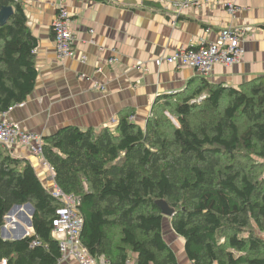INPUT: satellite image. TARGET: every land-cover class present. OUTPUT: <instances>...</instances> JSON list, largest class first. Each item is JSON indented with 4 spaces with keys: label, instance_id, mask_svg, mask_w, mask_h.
<instances>
[{
    "label": "trees",
    "instance_id": "1",
    "mask_svg": "<svg viewBox=\"0 0 264 264\" xmlns=\"http://www.w3.org/2000/svg\"><path fill=\"white\" fill-rule=\"evenodd\" d=\"M3 7L13 13L0 25V113L33 92L38 44L23 1L0 0ZM199 82L159 96L143 128L127 111L114 130L70 126L43 139L55 185L78 200L80 242L96 262L178 264L163 237L168 219L192 264H264L256 234L264 233V80L239 89ZM26 204L34 209L31 233L0 235V263L59 264L52 231L62 203L28 160L0 145V232L12 207Z\"/></svg>",
    "mask_w": 264,
    "mask_h": 264
},
{
    "label": "crops",
    "instance_id": "2",
    "mask_svg": "<svg viewBox=\"0 0 264 264\" xmlns=\"http://www.w3.org/2000/svg\"><path fill=\"white\" fill-rule=\"evenodd\" d=\"M22 1L27 26L38 42L37 77L24 105L14 108L5 120L42 139L70 126L96 134L105 128L114 130L119 115L127 111L133 112L129 119L143 128L159 96L180 92L190 82L199 87L201 78L212 86L234 89L264 80V0H240L234 15L228 14L222 0H210L208 6L189 7L178 16L168 7L172 0ZM60 3L72 17L75 39L74 57L67 59L56 55L53 42L52 23ZM227 27L246 30L242 59L233 67L217 64L203 77L190 68L155 66L154 60L181 48L215 42L217 33ZM82 55L85 62L78 59ZM10 152L28 160L43 186L51 189L54 180L40 157L18 147ZM6 223L11 231L19 229L17 222ZM163 235L178 264H192L184 240L168 219H164Z\"/></svg>",
    "mask_w": 264,
    "mask_h": 264
},
{
    "label": "built area",
    "instance_id": "3",
    "mask_svg": "<svg viewBox=\"0 0 264 264\" xmlns=\"http://www.w3.org/2000/svg\"><path fill=\"white\" fill-rule=\"evenodd\" d=\"M62 1V0H60ZM238 1L240 0H222L223 6L228 14L234 15L238 11ZM210 0H172L168 7L176 10V16L189 7L208 6ZM72 17L69 12L60 5L57 7V17L52 23L53 42L56 55L60 59L74 57V35L71 32L70 25ZM245 29L236 27H227L217 33L215 42L202 45L200 47L181 48L170 55H164L156 60L154 64L160 67L167 64L175 68H190L206 77L212 71L215 65L220 64L231 68L238 64L243 56L241 47L242 38ZM92 32V31H91ZM80 62H85V56H80ZM143 67V66H142ZM144 72H147L143 68ZM85 79V75H80ZM24 103L16 104L7 111L0 113V145L7 150L14 148H24L33 155L42 160V166L47 168L53 180L52 167L43 157V139L40 135L28 134L23 132L17 125L6 121L8 113L16 107H22ZM52 197L62 203V207L56 210V218L53 220V237L58 241L61 253V262L75 260L78 264H108L104 259L96 262L88 252L82 247L80 242V231L82 229V220L76 212L78 200L72 194H64L54 183L49 190ZM0 264H6L2 260Z\"/></svg>",
    "mask_w": 264,
    "mask_h": 264
},
{
    "label": "water",
    "instance_id": "4",
    "mask_svg": "<svg viewBox=\"0 0 264 264\" xmlns=\"http://www.w3.org/2000/svg\"><path fill=\"white\" fill-rule=\"evenodd\" d=\"M13 10L11 7H3L0 10V25L3 26L8 19L10 18V16L12 15ZM156 205L160 208L161 210V214L166 217V218H170L173 216L174 211L168 207V205L164 202V201H158L156 202ZM20 207H23L27 210H29L30 216L27 218H25L26 224L28 226V228L32 229V224H31V218L34 214V209L30 204H26L24 206H14L12 207V209L8 212L7 216L5 217V221H9L10 218L9 216L11 214H13L17 209H19ZM19 229H17L18 231H16L15 229L12 230L14 233V236L12 237V240H21L22 238L26 237L27 231L22 227V226H18ZM6 227H2L1 229V237L4 240H9L11 238V235L9 233L6 232ZM6 233V234H5Z\"/></svg>",
    "mask_w": 264,
    "mask_h": 264
},
{
    "label": "rangeland",
    "instance_id": "5",
    "mask_svg": "<svg viewBox=\"0 0 264 264\" xmlns=\"http://www.w3.org/2000/svg\"><path fill=\"white\" fill-rule=\"evenodd\" d=\"M195 102H200L201 99H199V97H197L196 99H194ZM225 103V102H224ZM223 103V104H224ZM223 104H222V107H223ZM165 115L170 118L172 121L173 119L169 116V114L167 112H165ZM253 159V158H252ZM23 207H20L17 211H15L11 216H9L10 220L9 221H13V222H17L20 226H22L26 231H27V234L28 233H31V230L30 228H28L27 224H26V221H25V218L29 217V211L27 209H23ZM9 221H5V226L7 227V233H10L12 235V237L14 236V233L10 230V228L8 227V223L6 222H9ZM9 228V229H8ZM16 229V228H15ZM16 231H18L16 229ZM1 234V233H0ZM6 234V233H5ZM257 235H261L262 237H264V233L263 234H260L258 232H256Z\"/></svg>",
    "mask_w": 264,
    "mask_h": 264
},
{
    "label": "bare ground",
    "instance_id": "6",
    "mask_svg": "<svg viewBox=\"0 0 264 264\" xmlns=\"http://www.w3.org/2000/svg\"><path fill=\"white\" fill-rule=\"evenodd\" d=\"M24 209H25V208H24ZM17 210H18V209H17ZM28 211H29V210H28ZM11 215H12V214H11ZM11 215H10V216H11ZM29 216H30V213H29ZM10 228H11V227H10Z\"/></svg>",
    "mask_w": 264,
    "mask_h": 264
},
{
    "label": "clouds",
    "instance_id": "7",
    "mask_svg": "<svg viewBox=\"0 0 264 264\" xmlns=\"http://www.w3.org/2000/svg\"><path fill=\"white\" fill-rule=\"evenodd\" d=\"M29 234V233H28Z\"/></svg>",
    "mask_w": 264,
    "mask_h": 264
}]
</instances>
